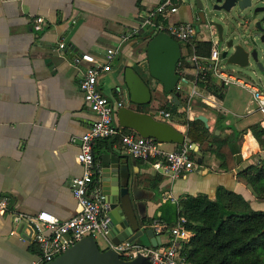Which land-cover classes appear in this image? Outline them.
Returning a JSON list of instances; mask_svg holds the SVG:
<instances>
[{
    "label": "crops",
    "instance_id": "1",
    "mask_svg": "<svg viewBox=\"0 0 264 264\" xmlns=\"http://www.w3.org/2000/svg\"><path fill=\"white\" fill-rule=\"evenodd\" d=\"M163 1L0 0V191L10 198L9 211L0 213V264H36L38 260L31 227L26 220H15L16 215L48 211L64 220L77 213L72 180L82 174L83 168L76 158L79 143L71 141V136L89 130L96 119L81 87L87 62L77 65V56L90 53L106 63L107 48L121 45V52L111 61V70L99 77L101 92L145 112L170 101L169 94L152 83L141 40L151 30V10ZM176 1L179 8L169 14L167 22L198 24L190 10ZM39 16L47 21L46 28L40 31L34 27V19ZM197 26L195 40L217 39L214 31L206 34V26ZM125 35L128 38L123 40ZM61 42L66 43L63 49L59 47ZM127 67L152 85L150 103L135 105L129 101V91L123 86ZM228 86L223 88L224 98H220L225 109L220 114L223 118L215 122L221 127L214 124L212 129L207 128L209 132L216 131L220 139L230 136L223 146L230 157L229 168L223 167V160L215 152L207 150L213 144L212 138L204 144L206 150L199 146L202 164L177 179L157 167L155 158L139 159L126 153L119 138L94 143L100 168L107 154H121L129 160L134 185L140 188L139 213L145 226L152 227L156 217L175 221L178 199L199 191L214 197L218 184L256 198L250 186L238 181L237 173L264 154L254 134L255 127L261 126L262 115L253 99L244 103ZM250 103L255 106L250 107ZM184 107L179 106V111H185L190 120L201 114L198 107ZM180 119L171 118L170 122L186 132L187 125ZM248 136L252 138L247 140ZM252 139L255 141L251 147ZM246 141L248 153L244 151ZM162 147L171 151L178 146L164 143ZM201 168L207 172L199 173ZM99 180L101 183L100 177ZM164 238L167 240V236ZM143 243L149 245V240L145 237Z\"/></svg>",
    "mask_w": 264,
    "mask_h": 264
},
{
    "label": "built area",
    "instance_id": "2",
    "mask_svg": "<svg viewBox=\"0 0 264 264\" xmlns=\"http://www.w3.org/2000/svg\"><path fill=\"white\" fill-rule=\"evenodd\" d=\"M178 8L176 0H164L151 10L148 23L154 31L168 32L181 44L182 56L176 69L179 80L175 90L180 92L184 108L188 110L193 107L200 108L201 114L208 117V127L212 129L219 115L225 112L220 97L212 88L213 85L218 84L225 88L236 83L252 94L256 110L262 115L260 125L264 127V88L245 82L222 68L218 38L212 40L209 56L198 54L195 50V43L198 41L195 40L199 28L197 24L194 21L167 22L169 14L176 12ZM46 26L47 21L43 16L34 19V27L38 31L45 29ZM127 38L128 35H125L123 40ZM59 47L65 48L66 43L61 42ZM120 52L121 45L107 48L106 63L100 62L90 53H83L75 58L77 65L81 61L87 62L83 69L81 87L85 102L95 113L96 119L89 130L71 136V141L79 143L80 149L76 158L83 168L82 174L72 180L77 213L64 220L48 211H41L35 215L18 214L15 217L17 221L26 220L31 227L33 241L38 246L36 264H44L55 259L88 235H93L96 239L101 235L107 242L105 248L115 249L125 259H134L142 255L149 257L154 264H192L186 249L194 232L188 229L187 220L183 216H178L172 223L158 217L154 218L152 227L161 235L158 246L128 241L114 244L107 238L110 203L99 180L100 167L94 154V143L97 140L119 138L126 153L139 159L155 158V165L173 179L186 176L197 167V155H192L191 143L167 151L162 147L164 143L154 138L144 137L131 129L123 131L117 118V111L124 102L104 95L98 87L101 73L111 70V61ZM169 100H172L170 94ZM151 112L158 119L171 121L172 113L162 106ZM9 207L10 198L0 191V213H7Z\"/></svg>",
    "mask_w": 264,
    "mask_h": 264
},
{
    "label": "water",
    "instance_id": "3",
    "mask_svg": "<svg viewBox=\"0 0 264 264\" xmlns=\"http://www.w3.org/2000/svg\"><path fill=\"white\" fill-rule=\"evenodd\" d=\"M192 13L199 26H206L214 31L219 44H222L221 58L230 64L240 67L248 66L255 61L263 70L264 65L259 59V51L252 47L247 39L236 41L237 24L246 28L253 22V31L262 30L264 21V0H180ZM263 16L258 19V15ZM254 37L258 36L255 32ZM144 42L145 53L150 78L161 85L164 93L172 96V100L183 106L180 92L175 90L179 80L176 72L177 64L182 56V47L178 40L165 31L150 32L141 37ZM124 84L130 94L129 101L135 105L148 104L152 100V85L132 67L125 70ZM121 91V87H118ZM118 121L121 127L135 130L144 137H150L162 143H175L182 147L187 143V132L176 127L172 122L158 119L153 112L139 111L127 105L118 111ZM195 118L202 120L209 126L208 117L200 114ZM192 150L198 153L196 163L201 165L202 152L197 143H191ZM199 173L207 169H198ZM102 189L110 203V222L107 238L114 244L125 241L143 244L145 237L149 245L158 246L161 235L153 227L144 225L140 216L138 203L141 199L140 188L134 185L133 169L124 155L112 156L107 154L103 158L100 168ZM44 264H154L149 257L138 255L134 259L123 258L115 249L99 246L93 235L83 237L72 247L55 259Z\"/></svg>",
    "mask_w": 264,
    "mask_h": 264
},
{
    "label": "trees",
    "instance_id": "4",
    "mask_svg": "<svg viewBox=\"0 0 264 264\" xmlns=\"http://www.w3.org/2000/svg\"><path fill=\"white\" fill-rule=\"evenodd\" d=\"M211 47L210 40L195 43L196 52L203 56L210 55ZM212 88L224 98L221 85L214 84ZM162 107L172 113V118H183L182 122L187 125L188 144L197 143L204 151V144L212 138L216 147L210 144L207 150L215 152L223 160V167L229 168L230 157L223 146L229 142L230 136L220 139L216 131L211 134L202 120L188 119L186 112L179 111L173 100ZM222 118L220 115L219 121ZM254 134L264 152V127H255ZM250 138L252 136L247 140ZM248 148L246 141L245 153ZM191 151L193 156L198 154ZM237 179L250 186L256 198L218 184L214 197L199 191L186 193L178 199V216L185 217L188 229L194 232L186 249L192 264H264V154L256 156L252 164L238 171Z\"/></svg>",
    "mask_w": 264,
    "mask_h": 264
},
{
    "label": "rangeland",
    "instance_id": "5",
    "mask_svg": "<svg viewBox=\"0 0 264 264\" xmlns=\"http://www.w3.org/2000/svg\"><path fill=\"white\" fill-rule=\"evenodd\" d=\"M262 16H263V13H260L258 15V19L261 18ZM235 24H237L236 41L237 42L238 41L243 42V40L247 39L249 41L250 45H252L258 49L259 59L264 65V43H262L260 41L258 36L254 37V35H253V33H254L253 22H251V24L249 25L248 28H246L242 25H238V23H235ZM201 30L206 31V29H204V28H202ZM203 33H205V32H203ZM207 33L210 34V31L209 30L206 31V34ZM220 48L222 49V44H220ZM220 64L225 71L234 74L236 77L241 78L243 81L251 83L253 85H257L261 88H264V70L259 69V67L257 66V63L254 60L251 61V63L246 67H240L236 64H230L227 62L226 59H222ZM152 83L156 84V82L154 80L152 81ZM159 86L161 87V85H159ZM228 88H229L230 92L235 91L236 95L238 97H240L244 103H249L250 99H252V94L250 93V91L248 89L241 88L240 86H237L233 83L230 84L228 86ZM249 106L253 107V106H255V104L250 103ZM185 115L187 117V114H185ZM180 121L182 122L183 118H181ZM216 125L217 124H215V126ZM217 127H218V125H217ZM213 132H214L213 130L210 131L211 134H213ZM254 132H255V130H254ZM97 239H98L99 246L102 249H105V247H106L105 239L101 235H98Z\"/></svg>",
    "mask_w": 264,
    "mask_h": 264
},
{
    "label": "flooded vegetation",
    "instance_id": "6",
    "mask_svg": "<svg viewBox=\"0 0 264 264\" xmlns=\"http://www.w3.org/2000/svg\"><path fill=\"white\" fill-rule=\"evenodd\" d=\"M262 30H254V33L256 32L258 34V37L262 43H264V21H262ZM254 47V46H252ZM258 66V65H257ZM260 69V68H259ZM264 70V69H263Z\"/></svg>",
    "mask_w": 264,
    "mask_h": 264
},
{
    "label": "bare ground",
    "instance_id": "7",
    "mask_svg": "<svg viewBox=\"0 0 264 264\" xmlns=\"http://www.w3.org/2000/svg\"><path fill=\"white\" fill-rule=\"evenodd\" d=\"M254 141L255 140H253V139L250 141L251 147L254 145Z\"/></svg>",
    "mask_w": 264,
    "mask_h": 264
}]
</instances>
